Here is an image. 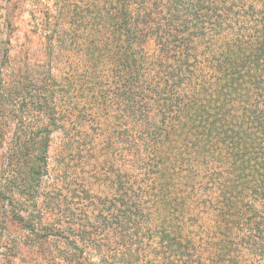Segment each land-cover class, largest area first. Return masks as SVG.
Returning a JSON list of instances; mask_svg holds the SVG:
<instances>
[{
  "label": "trees",
  "instance_id": "1",
  "mask_svg": "<svg viewBox=\"0 0 264 264\" xmlns=\"http://www.w3.org/2000/svg\"><path fill=\"white\" fill-rule=\"evenodd\" d=\"M48 1L0 21V264H264V0Z\"/></svg>",
  "mask_w": 264,
  "mask_h": 264
},
{
  "label": "rangeland",
  "instance_id": "2",
  "mask_svg": "<svg viewBox=\"0 0 264 264\" xmlns=\"http://www.w3.org/2000/svg\"><path fill=\"white\" fill-rule=\"evenodd\" d=\"M14 0H0V21H1V16L6 14L7 11H10V3H13ZM43 3L45 4H50L52 5L53 2L48 1V0H19V4L20 6L18 7L17 10H19V12L23 13V20H21V24L20 26L23 28V32L19 35V33H16L14 36H18L17 39H19V41L17 39L12 38L13 43L15 44V46L20 45L25 39L23 38L24 33L29 31V26L27 25V22L31 19L32 17V13L34 12V7L35 5H42ZM4 9V10H2ZM39 15V14H38ZM3 39L6 40L7 36H3ZM17 40V41H16ZM16 50H20V48H17ZM13 51V53L16 52ZM62 153V146H61V142H60V137L58 135V132H56L53 137H52V142H51V147H50V152H49V162H50V166H51V170H50V180L52 182H57L58 181V161L59 158L61 156ZM99 155L98 160L99 161H106V157L102 156L101 154H97ZM89 166L93 167L96 166V162L94 159H91L88 162ZM105 163H103L104 165ZM87 169V168H86ZM91 173H95L93 170L91 171ZM96 174H98L96 172Z\"/></svg>",
  "mask_w": 264,
  "mask_h": 264
}]
</instances>
